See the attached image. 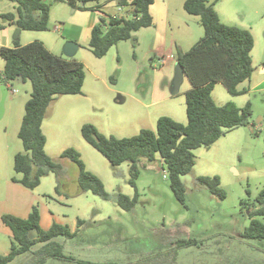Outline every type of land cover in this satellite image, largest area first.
I'll return each instance as SVG.
<instances>
[{
  "label": "rangeland",
  "instance_id": "rangeland-1",
  "mask_svg": "<svg viewBox=\"0 0 264 264\" xmlns=\"http://www.w3.org/2000/svg\"><path fill=\"white\" fill-rule=\"evenodd\" d=\"M45 1L49 5L48 29L20 31L17 38H14L16 28L1 18L3 13L14 12L16 6L10 1H0V47H13L15 41L23 45L44 37L49 41V47H54L52 43L58 40L53 49L58 57L66 58L62 47L65 42L74 40H66L65 35L77 32L81 33V38L78 43L74 41L79 46L74 58L84 60L88 68L85 69L82 93L56 96L42 122L46 141L44 151L61 165L63 175L60 179L53 173L44 175L32 190L12 182L13 177H21L13 171V159L16 153L23 152L17 133L31 85L29 82L15 83L8 88L0 118V255H7L11 244V232L1 222V216L10 214L26 218L36 207L39 226L43 230L56 223L73 232L77 219L83 220L84 224L74 237L54 239L63 246L65 255L78 260L135 263L145 256L170 249L175 239L182 238L196 240L197 244L180 249L176 264H264V238L246 240L241 237L251 220L248 211L255 208L256 197L264 189V71H261L264 67V10L261 12L259 6L252 8L248 3L245 9H236L241 12H237L240 15L237 16L233 8L231 12L235 18L228 22L231 24H225L249 30L252 34L253 72L249 81L239 85V88L247 87L248 91L232 96L218 84L212 92L217 105L229 103L243 107L250 103L251 124L228 132L208 149L193 151L195 164L190 173L181 176L185 188L184 203L181 204L170 190L166 167L158 155L152 162L140 159L136 163L138 175L133 186L129 182L128 162L111 166L80 135L84 124L93 125L103 136L118 139L132 137L141 129L155 130L156 120L161 116L185 124L184 93L189 89L186 79H183L178 94L170 100L151 105L150 99V93L155 89L170 93L175 62L167 61V65L161 66L159 58L148 53L150 40L146 38L139 45L136 42L133 45L131 40L121 41L103 58L96 59L82 40L90 13L100 11L105 15L130 17L129 9L126 7L119 12L114 0H90L82 6L80 1L74 6L67 1ZM160 1L156 0L154 4L158 5ZM182 1L172 0L169 8L178 19L173 23L180 22L181 14L188 20L183 19L189 29L181 22L180 29L173 30L174 37L187 47L191 43L189 35L201 25L198 17L188 15L182 9ZM228 1L220 0L214 7L222 22L223 12L227 8L230 11ZM160 8L153 11L156 20L161 15ZM3 64L0 58V72ZM118 97L123 98V102H119ZM69 148L80 154L85 170L98 177L112 197L123 194L132 198L136 194L133 210L121 209L113 199L104 201L89 191L80 192L77 165L60 157ZM200 176H218L225 198L218 199L198 185L195 180ZM252 218L264 224V216ZM38 247L33 246L7 264H27ZM45 264L76 263L49 259Z\"/></svg>",
  "mask_w": 264,
  "mask_h": 264
},
{
  "label": "trees",
  "instance_id": "trees-1",
  "mask_svg": "<svg viewBox=\"0 0 264 264\" xmlns=\"http://www.w3.org/2000/svg\"><path fill=\"white\" fill-rule=\"evenodd\" d=\"M1 1V0H0ZM15 4L14 12L1 14V18L19 31H46L49 21V5L45 0H6ZM67 1L74 6L79 1L81 6L90 0ZM116 7L128 8L130 17L103 15L90 31L87 44L96 59L103 58L108 50L121 41L136 40L134 33L152 25L149 8L154 0H114ZM219 0H185L183 10L198 17L202 27V37L186 51H177L175 64L182 68L183 79L189 84L184 93L186 123L161 116L156 120L155 130L141 129L138 134L128 138L103 136L91 124L80 128L82 139L99 152L111 166L123 162L130 164V184L138 175L136 163L140 159L152 162L158 155L164 163L170 190L175 199L183 204L185 188L181 176L191 172L195 157L194 150L210 148L219 138L228 132L251 124V107L232 104L217 105L212 99V90L221 84L232 96L248 91L239 88L249 81L253 68L251 51L253 37L249 30L223 24L214 9ZM92 11H98L93 9ZM100 12V11H98ZM102 13V12H101ZM3 60L0 72V85L29 82L31 92L24 104L17 137L23 152L16 153L13 159V171L21 177L12 178L24 188L34 189L41 177L53 173L57 179L63 175L61 165L50 158L44 151L45 136L42 122L49 105L56 96L80 95L85 78L84 65L75 58H62L50 53L40 41L13 47H0ZM61 158L74 162L78 167L77 185L80 192H91L104 201L114 202L125 211H132L137 195L132 198L117 194L112 197L104 190L98 177L85 170L80 154L73 148L64 150ZM196 183L218 199H224L225 193L220 188L218 176L196 178ZM251 218L242 235L246 240L264 238V224L252 218L264 216V189L256 197V206L248 211ZM39 212L36 207L26 218L10 214L1 216V222L11 232L10 250L7 255H0V264H7L15 257L39 247L32 252L27 264H45L49 259H56L76 264H114L91 263L78 260L63 253V246L54 241L58 236L66 239L74 237L84 222L76 221V230L71 232L67 226L53 223L48 229L39 226ZM36 230L37 238L28 239V231ZM172 247L164 252L145 256L140 261L129 264H176L178 251L195 246L196 240L175 239Z\"/></svg>",
  "mask_w": 264,
  "mask_h": 264
},
{
  "label": "crops",
  "instance_id": "crops-1",
  "mask_svg": "<svg viewBox=\"0 0 264 264\" xmlns=\"http://www.w3.org/2000/svg\"><path fill=\"white\" fill-rule=\"evenodd\" d=\"M155 1L156 0H154L153 4L149 8V13H150V15L152 17V25L150 27H148V28L141 29V30L135 32L134 33V37H135L136 43L138 45L141 42V40H143L144 38L150 40L149 41L150 47L148 48V53L149 54H153L157 58H160V56H162V55H171L173 58L171 60H167V61H169L168 63L175 62L174 57L176 55V52L178 50L179 51H186L190 47H192L201 38V36H202V29H201L200 26H197V29H195V33H192L191 32V34L189 35L190 38H191L189 40V42H191V43H189V45H187V47L186 46L183 47L182 46L183 43H181L180 41L177 40V36H175L176 38L174 37L173 30L174 29L179 30L180 29L181 22L186 26V28H188V29L190 28L188 26V23L187 22H184V20H187L186 16H184L183 14H181V16L179 18L180 22L179 23H176V22L173 23V20H178V19L175 16H173V14L171 13L170 8H169V3L172 0H161L158 5L154 4ZM184 1L185 0H183L181 2V7H182ZM219 2H220V0H219ZM228 2H229L228 3V6L230 7V11L227 8V11L226 12L225 11L223 12V18H224V21L223 22L221 21V16L217 12V10L214 8L215 11H216V13H217V16L219 17V20L223 24H231V23H228V22H230L231 20H233L235 18V15L231 12V11H233V8L235 10L236 9H245L247 7L248 3H249V4L252 5V8L255 7V5H257V6L260 7L261 12L264 10V0H230ZM216 5L214 7H216ZM159 6H161V8H160L161 9V12H160L161 15L156 20L155 19V16L153 15V11L155 10L156 7H159ZM118 8H119L118 9L119 12H122V11L125 10V8H122V7H118ZM182 9H183V7H182ZM237 12L238 13H241L238 10H236V13ZM238 13H237V16H240ZM103 15H105V14H103L101 12H92V14L90 13V17H88V19L86 21V24L84 26L85 27L84 28V36H83V39H82V40H84V42L86 43V45L89 42V39H90V31H91L92 27L99 22L100 17H102ZM108 16L124 17L123 15H120V14H112V15H108ZM194 21H195V23H198L197 20H194ZM198 31H199V33H198ZM169 32H171V34H172V36L170 35V37H169ZM19 33H20V31H19ZM147 37H149V38H147ZM65 38H66V40H74V41L77 42L78 41V38L79 39L81 38V33L79 34L77 32H73V33L68 32V34L65 35ZM32 40H30V41H32ZM38 40H40V42L43 44V46L50 53H52L55 56H58L57 55L58 53H56L54 51L55 49H53L54 47L55 48L57 47L58 40L55 43H52V46H54V47H49L47 45L48 44L47 42H49V41H47V39L44 38V37H40V39H37V41ZM18 44L21 45L20 43H18ZM25 44L26 43H24L23 45H25ZM14 45H15V42H14ZM3 46L9 47V45H3ZM76 60L79 61V62H81L84 65V68L85 69L88 68L87 63L84 60H80V59H76ZM167 61H166V63H167ZM166 63L163 66L167 65ZM261 71L262 72L264 71V67L261 68ZM216 85H218V84H216ZM170 86H171V84H170ZM213 90H214V88H213ZM213 90H212V92H213ZM156 93H158L157 96H156ZM211 95H212V93H211ZM172 97H175V95L171 94V92L170 93H167V91L164 90V89L161 90V91H156V89L154 91L152 90L151 93H150V99L152 98L151 105H153V104H155V103H157L159 101H168ZM212 98H213V96H212ZM117 100L119 102H123V98H121V97H118Z\"/></svg>",
  "mask_w": 264,
  "mask_h": 264
},
{
  "label": "water",
  "instance_id": "water-1",
  "mask_svg": "<svg viewBox=\"0 0 264 264\" xmlns=\"http://www.w3.org/2000/svg\"><path fill=\"white\" fill-rule=\"evenodd\" d=\"M18 34H19V29H16L14 38H17ZM78 48H79V46L77 45L76 42L67 41L64 43V45L62 47V53L66 58L70 59V58L74 57ZM18 82L20 83L21 80L19 79ZM182 82H183L182 68L180 67L179 64H175L173 79H172L171 86L169 88L171 94L176 95L179 92V88H180V85L182 84ZM0 92H1V97H0V118H1L3 111H4V101H5V98L7 95V89H6L5 85L0 86ZM37 235L38 234H37L36 230L28 231V239L29 240L36 239Z\"/></svg>",
  "mask_w": 264,
  "mask_h": 264
},
{
  "label": "built area",
  "instance_id": "built-area-1",
  "mask_svg": "<svg viewBox=\"0 0 264 264\" xmlns=\"http://www.w3.org/2000/svg\"><path fill=\"white\" fill-rule=\"evenodd\" d=\"M55 30H58V27H55ZM172 58L173 57L171 55H162L159 58V63H160L161 66H163L166 63L167 60H171ZM5 87H6L7 91H8V88H12V86L9 85V84H5ZM12 92L14 93L16 91L13 90Z\"/></svg>",
  "mask_w": 264,
  "mask_h": 264
},
{
  "label": "flooded vegetation",
  "instance_id": "flooded-vegetation-1",
  "mask_svg": "<svg viewBox=\"0 0 264 264\" xmlns=\"http://www.w3.org/2000/svg\"><path fill=\"white\" fill-rule=\"evenodd\" d=\"M241 237L243 238V235H241Z\"/></svg>",
  "mask_w": 264,
  "mask_h": 264
}]
</instances>
